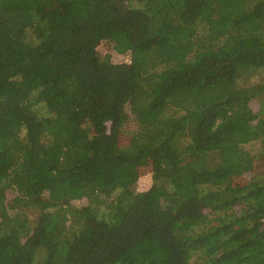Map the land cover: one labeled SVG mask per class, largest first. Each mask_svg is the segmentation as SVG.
Listing matches in <instances>:
<instances>
[{"label":"trees","instance_id":"16d2710c","mask_svg":"<svg viewBox=\"0 0 264 264\" xmlns=\"http://www.w3.org/2000/svg\"><path fill=\"white\" fill-rule=\"evenodd\" d=\"M0 264H264V0H0Z\"/></svg>","mask_w":264,"mask_h":264},{"label":"rangeland","instance_id":"374dc122","mask_svg":"<svg viewBox=\"0 0 264 264\" xmlns=\"http://www.w3.org/2000/svg\"><path fill=\"white\" fill-rule=\"evenodd\" d=\"M98 51L103 55L110 54V55L115 56L116 58L117 57L122 58V56L115 55V52L113 51V48L109 43H102L101 46H99ZM140 181H143V183H142V186H140L139 190L141 192L146 191L148 189L149 185L147 184L145 179L143 180V178ZM8 204L10 206H15V207L17 206V203L13 202L12 199H11L10 203H8Z\"/></svg>","mask_w":264,"mask_h":264}]
</instances>
